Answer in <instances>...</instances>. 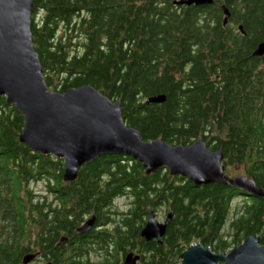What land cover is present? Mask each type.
<instances>
[{"label":"trees","instance_id":"obj_1","mask_svg":"<svg viewBox=\"0 0 264 264\" xmlns=\"http://www.w3.org/2000/svg\"><path fill=\"white\" fill-rule=\"evenodd\" d=\"M33 0L31 34L54 91L90 85L120 103L143 140L223 152L264 190V0ZM224 9L228 11L224 23ZM242 27L243 31L239 29ZM164 99L147 103L149 97ZM23 116L0 98V264H182L190 244L227 252L246 236L264 243V197L229 184L196 186L131 156L100 155L73 181L64 162L19 140ZM43 181V193L32 184ZM124 198V207L116 199ZM172 213L162 242L140 231L151 210ZM88 215L106 229L79 231ZM226 228V229H225ZM84 234V235H83ZM97 253V258L92 253Z\"/></svg>","mask_w":264,"mask_h":264},{"label":"water","instance_id":"obj_2","mask_svg":"<svg viewBox=\"0 0 264 264\" xmlns=\"http://www.w3.org/2000/svg\"><path fill=\"white\" fill-rule=\"evenodd\" d=\"M212 0H176L178 5H201ZM33 0H0V98L23 116L19 140L37 153L50 154L64 162L63 179L73 181L79 168L104 154L131 156L142 163L147 174L165 168L196 186L223 183L240 187L264 197V190L252 178L228 176L222 164L223 152L209 149L198 138L188 145H173L160 138L143 140L138 130L122 118L120 103L90 85L71 87L64 92L50 89L43 75L31 34ZM224 23L228 11L224 9ZM239 29L243 31L242 27ZM254 54L264 55V41ZM164 95L148 98L147 103L163 101ZM172 213L163 221L151 210L140 231L145 241L162 242ZM93 223L87 220L79 231ZM36 254L23 258L28 264ZM178 258L182 264H264V243L259 236L248 235L227 252H215L201 242L190 244ZM124 264H143L139 255L128 252ZM46 264H51L50 262Z\"/></svg>","mask_w":264,"mask_h":264},{"label":"rangeland","instance_id":"obj_3","mask_svg":"<svg viewBox=\"0 0 264 264\" xmlns=\"http://www.w3.org/2000/svg\"><path fill=\"white\" fill-rule=\"evenodd\" d=\"M50 89L54 90L52 87ZM239 172L243 173L242 167L232 166L230 168H227V175L228 176L238 175ZM32 187L34 190H36V192L43 193L44 183H43V181H38L36 183H33ZM126 203H127V200L124 198L116 199V204L119 207H124L126 205ZM156 218L159 221H163V219L165 218L164 208H158L157 209ZM34 264H41V263L39 261H36Z\"/></svg>","mask_w":264,"mask_h":264},{"label":"flooded vegetation","instance_id":"obj_4","mask_svg":"<svg viewBox=\"0 0 264 264\" xmlns=\"http://www.w3.org/2000/svg\"><path fill=\"white\" fill-rule=\"evenodd\" d=\"M225 170V169H224ZM233 176H235V175H233ZM232 177V176H231ZM91 218H93V223L91 224V226L89 227V229L87 230V231H89L90 229H96V230H102V229H106L107 227H111V226H109V224H111V225H113V223H111V221H113V220H110L106 225H94V224H96L95 223V215H88L87 217H85L84 218V220H83V222L81 223V226L87 221V220H89V219H91ZM93 229V230H94ZM84 235V234H83ZM130 252H132V253H134L135 255L137 254V255H139L138 253H136V252H133V251H130ZM93 254V256L95 257V258H97L96 256H97V253L95 252V253H92ZM126 255V254H125ZM123 260H124V257H123ZM139 262H141V260H140V255H139ZM124 263V262H123ZM142 263V262H141Z\"/></svg>","mask_w":264,"mask_h":264}]
</instances>
